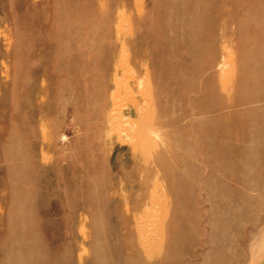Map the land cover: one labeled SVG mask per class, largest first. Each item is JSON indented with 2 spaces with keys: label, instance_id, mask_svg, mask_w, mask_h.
<instances>
[{
  "label": "rangeland",
  "instance_id": "374dc122",
  "mask_svg": "<svg viewBox=\"0 0 264 264\" xmlns=\"http://www.w3.org/2000/svg\"><path fill=\"white\" fill-rule=\"evenodd\" d=\"M0 264H264V0H0Z\"/></svg>",
  "mask_w": 264,
  "mask_h": 264
},
{
  "label": "bare ground",
  "instance_id": "6f19581e",
  "mask_svg": "<svg viewBox=\"0 0 264 264\" xmlns=\"http://www.w3.org/2000/svg\"><path fill=\"white\" fill-rule=\"evenodd\" d=\"M121 59H122V57H121ZM117 60V59H116ZM121 62V61H120ZM122 63V62H121ZM120 70H122V68L119 66V64L118 63H116L115 64V71H114V76H113V79H112V87H113V89H112V93L110 94V101H109V106H108V111H107V122H108V125H109V132H110V135L111 134H113V127L115 126L116 127V125H115V119L117 118L116 117V114H118V112H119V105H117V103H118V97L121 95H119V93L118 92H120L119 90H120V88L122 87V83H123V80H122V78H123V73L122 74H120ZM122 75V76H121ZM130 78V77H129ZM125 83V82H124ZM128 85V84H127ZM126 85V86H127ZM124 86H125V84H124ZM128 87V86H127ZM127 87H125V88H127ZM123 88V87H122ZM125 88H123V90L125 89ZM122 91V90H121ZM124 96V95H123ZM121 97V96H120ZM125 97H127V96H125ZM145 99V98H144ZM121 100V99H120ZM141 101V100H140ZM137 102V101H136ZM135 102V103H136ZM139 103V102H138ZM146 103V102H145ZM150 103V102H149ZM144 103H142V105H143ZM148 104V103H147ZM146 104V105H147ZM138 105V104H137ZM136 105V108H135V112H136V114H137V118H138V120L141 122L140 124H142L143 123V121H141V120H143V119H141L142 118V114H144L143 113V108H145V112H146V107H143L142 105H139V106H137ZM149 105H151V104H148V106ZM150 107V106H149ZM130 108H132V107H130ZM143 109V110H142ZM149 108H147V110H148ZM150 110V109H149ZM131 112H130V114L132 113V110H130ZM150 112V111H149ZM149 112H147L146 114H149ZM121 113L123 114V111H121ZM132 115V114H131ZM130 115V116H131ZM122 116H124V115H121L120 117H122ZM148 116V115H147ZM147 116L145 115L144 117L145 118H147ZM130 118V117H129ZM132 118V117H131ZM141 119V120H140ZM131 120V119H130ZM137 120V119H136ZM144 120H146V119H144ZM126 121V120H125ZM131 122L133 123L134 122V119L133 120H131ZM131 122H129V123H131ZM131 123V124H132ZM136 123V122H135ZM134 123V126H133V128L135 127V124ZM137 125H139V122L137 123ZM140 126V125H139ZM138 126V127H139ZM114 127V128H115ZM138 127H135V128H137V129H140V128H138ZM141 127V126H140ZM117 129V128H116ZM111 130H112V133H111ZM114 131H116L117 132V130H114ZM138 132H140V131H138ZM134 133H135V131H134ZM142 133V132H141ZM109 134V133H108ZM132 140V142H133V139H131ZM130 142V141H129ZM135 142H136V140H135ZM138 142V141H137ZM136 142V143H137ZM134 143V142H133ZM139 143V142H138ZM130 144H131V142H130ZM135 144V143H134ZM137 147V144L136 145H133V147ZM153 183V182H152ZM153 185V184H152ZM160 187V186H159ZM153 190V189H152ZM159 196H160V192H159ZM160 198V197H159ZM165 198L166 197H164V200H165ZM163 199V198H162ZM146 208H147V206H146ZM145 208V209H146ZM141 211H143V210H141ZM140 215H142V214H140ZM136 224H137V221H136ZM137 228H138V226H137Z\"/></svg>",
  "mask_w": 264,
  "mask_h": 264
},
{
  "label": "crops",
  "instance_id": "0c3cea01",
  "mask_svg": "<svg viewBox=\"0 0 264 264\" xmlns=\"http://www.w3.org/2000/svg\"><path fill=\"white\" fill-rule=\"evenodd\" d=\"M141 211V210H140Z\"/></svg>",
  "mask_w": 264,
  "mask_h": 264
}]
</instances>
